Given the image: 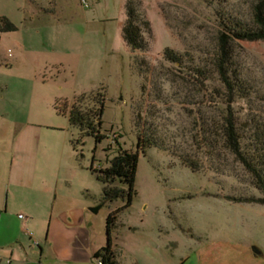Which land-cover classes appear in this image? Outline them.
I'll return each instance as SVG.
<instances>
[{
  "label": "rangeland",
  "instance_id": "obj_1",
  "mask_svg": "<svg viewBox=\"0 0 264 264\" xmlns=\"http://www.w3.org/2000/svg\"><path fill=\"white\" fill-rule=\"evenodd\" d=\"M34 1L51 8L41 35L29 46L35 54L43 47L48 65L36 87L34 78L25 80V73L15 70L0 83L15 88L21 108L32 106L29 132L38 157L33 187L45 178L54 187L59 182L52 220L41 222L42 230H50L49 262L102 261L94 260L92 249L106 246L107 218L126 202H103V184L90 167L110 166L118 155L117 140L123 149L139 151L135 195L112 234L118 264H264V204L250 203L264 195L232 157L210 164L194 146V116H213L210 92L164 56L170 50L187 67H207L218 32L227 31L218 12L248 22L250 0H137L146 45L137 51L123 45L121 0H85L88 9L83 0ZM36 31L26 29L30 36ZM1 49L2 43L0 55ZM234 63L263 99L256 106L262 112L264 41L238 42ZM97 93L104 95L101 132L109 138L97 144L86 137L75 148L79 131L54 105L67 101L70 107L75 98ZM139 133L164 142L166 149L151 145L141 152ZM183 154L193 161H183Z\"/></svg>",
  "mask_w": 264,
  "mask_h": 264
},
{
  "label": "trees",
  "instance_id": "obj_2",
  "mask_svg": "<svg viewBox=\"0 0 264 264\" xmlns=\"http://www.w3.org/2000/svg\"><path fill=\"white\" fill-rule=\"evenodd\" d=\"M137 3V0H127L126 22L122 30L123 40L132 51L146 48ZM249 3L248 22L218 12L227 31L218 32L207 67H187L182 56L170 50L165 51L164 56L167 61L183 66L184 70L194 75L198 83L204 86L202 89L210 92L208 103L213 116L201 117L198 116L199 113L194 116L190 132L194 146L210 164L232 157L249 175L253 186L264 195V110L261 112L259 106L256 107L263 99L257 98V92L249 87L242 71L234 63L238 42L264 41V0H250ZM17 30V26L9 19L0 17V34L14 33ZM210 83L213 84L211 90L208 88ZM104 106L105 99L101 93L88 96L83 94L75 98L70 107L67 101L55 103L57 115L67 117L69 125L79 131L78 139L72 142L75 148L86 137L94 138L97 144L109 138L101 132ZM138 125L140 126V122ZM115 143L119 145L118 155L110 166L90 167L91 172L103 184V202H126L124 208L113 211L107 218V244L94 256L95 260L102 259L103 264H118L115 261L112 234L117 227L119 214L131 207L139 162V151L125 150L117 140ZM151 145L166 149L164 142L157 138L138 134V148L141 152L146 153V148ZM179 157L186 162L193 161L191 156L185 154ZM253 202L264 204V199L250 201Z\"/></svg>",
  "mask_w": 264,
  "mask_h": 264
},
{
  "label": "crops",
  "instance_id": "obj_3",
  "mask_svg": "<svg viewBox=\"0 0 264 264\" xmlns=\"http://www.w3.org/2000/svg\"><path fill=\"white\" fill-rule=\"evenodd\" d=\"M121 1L124 12L122 31L126 22L127 0ZM50 11L51 8L34 0H0V17L9 19L18 28L14 33L0 34V43L3 44L0 77L9 79L11 74L8 71H21L25 73V80L35 79L36 87L41 70L46 69L48 63L43 47L37 46L36 54L30 53V44L36 39L35 35H41L40 30L44 28L45 23L43 18L50 15ZM28 28L37 31L30 36L26 33ZM123 45L125 50L129 51L124 40ZM31 58L36 59L37 63L31 61ZM2 66L4 68H1ZM33 66L32 71L30 68ZM86 67L89 71L90 67ZM83 68L84 62L81 60L78 66L79 75ZM93 69L94 64L89 71L91 74ZM14 98H18L15 88H5L3 83H0V264H51L50 230H42L41 222L52 220L61 197L59 182L54 187L52 180L47 181L45 178L44 181L39 180L38 188L33 187L36 184L38 157L32 140L33 133L29 132L32 106L21 108L18 100ZM62 208L60 205L61 212H66V209ZM21 215L23 218H20ZM80 236L79 230L76 237ZM103 247L105 246H94V256Z\"/></svg>",
  "mask_w": 264,
  "mask_h": 264
},
{
  "label": "water",
  "instance_id": "obj_4",
  "mask_svg": "<svg viewBox=\"0 0 264 264\" xmlns=\"http://www.w3.org/2000/svg\"><path fill=\"white\" fill-rule=\"evenodd\" d=\"M93 211H94V212H97V209H94ZM253 251H254L255 254L259 253L258 249L255 248V247L253 248Z\"/></svg>",
  "mask_w": 264,
  "mask_h": 264
},
{
  "label": "built area",
  "instance_id": "obj_5",
  "mask_svg": "<svg viewBox=\"0 0 264 264\" xmlns=\"http://www.w3.org/2000/svg\"><path fill=\"white\" fill-rule=\"evenodd\" d=\"M83 5H85L87 7V2L85 0H83ZM20 218H23V216L21 215ZM99 264H103V262H99Z\"/></svg>",
  "mask_w": 264,
  "mask_h": 264
}]
</instances>
